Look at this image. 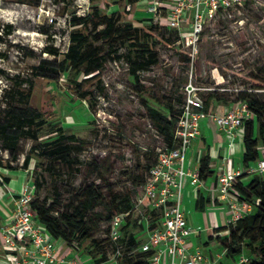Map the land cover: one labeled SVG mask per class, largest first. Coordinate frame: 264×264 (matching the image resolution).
I'll return each instance as SVG.
<instances>
[{
    "label": "rangeland",
    "instance_id": "1",
    "mask_svg": "<svg viewBox=\"0 0 264 264\" xmlns=\"http://www.w3.org/2000/svg\"><path fill=\"white\" fill-rule=\"evenodd\" d=\"M150 1L0 0V51L4 54L0 56V120L16 107L41 111L48 120L39 128L24 127L17 140L0 135V192L11 189L3 182L5 176L13 178L12 187L30 183L35 186L33 201L48 204L54 199L58 213L72 210L79 202L81 189L93 185L102 199L88 211L97 223L93 234L99 242V248L91 252L103 260L113 261L107 218L110 212L119 211H114L112 194L127 196L133 203L142 193L144 177L156 162L158 148L168 145L148 107L176 118L185 87L191 81L203 88L199 93L210 114L236 109L244 102L243 91L264 93V0H246L235 18L208 23L194 54L186 43L189 22L179 29H166L167 14L163 11L161 23L152 18L147 9ZM94 8L102 11L98 27L92 22L70 24L72 14L85 16ZM111 15L116 26L129 28L104 35L105 17ZM146 31L153 36L147 38ZM72 32L87 35L83 52L95 48L103 56L99 73L90 77L87 62H68L57 79L36 75L33 67L43 59L63 62L72 44ZM139 43L151 46L158 61L141 67L136 78L127 55L137 60ZM49 49H57L59 54ZM18 91L22 97L17 96ZM86 91L90 94L83 99ZM61 128L78 139L72 143L71 155L76 158L72 167L41 153L58 139ZM34 146L36 150L31 153ZM30 153L31 161L25 165ZM212 208L209 205L205 213L199 210L196 214L200 221L196 228L202 231L194 233L191 240L204 253L210 255L212 251L216 255L223 252L221 239L212 240L210 234L214 227L227 226L229 219L223 209ZM152 214L159 216L160 211ZM214 215L218 221L215 225L211 223ZM137 217L134 213L127 221L134 222ZM133 227L140 232L138 243L145 240L136 223L130 228L123 226L124 255L118 264H133L140 256L138 248L129 242ZM216 232L222 239L229 236L228 229ZM4 252L0 241V260ZM245 255L250 256L247 248ZM223 261L237 264L225 257L216 264Z\"/></svg>",
    "mask_w": 264,
    "mask_h": 264
},
{
    "label": "built area",
    "instance_id": "2",
    "mask_svg": "<svg viewBox=\"0 0 264 264\" xmlns=\"http://www.w3.org/2000/svg\"><path fill=\"white\" fill-rule=\"evenodd\" d=\"M246 0H174L169 9L166 29L181 28L189 22L190 32L186 43L196 53V44L208 23L219 22L222 18L233 19L240 13ZM152 18L159 21L163 14V0H151L147 7ZM161 23V21H159ZM203 89L189 82L185 87L184 100L177 115L172 143L158 148L156 162L150 166L144 177L142 193L133 200L132 207L115 214L110 225L113 242V256L119 260L123 255L121 241L125 221L134 213L148 220L149 209L160 211V219L152 227L148 222V240L139 250L149 252V264H216L226 257L227 249L216 255H208L199 247L190 245L191 236L201 233L200 228L189 225L183 209L184 191L188 178L195 185L202 186L199 170L186 168V152L193 140L201 134V123L210 118L223 131L230 143L237 137V130L244 120L253 117L246 102L224 114H210L205 110L204 100L199 91ZM225 167L218 173L219 200L227 202L231 209L228 226L247 215L253 206L240 198L235 190L237 178L243 173L264 174V158L254 162L245 171L234 169L231 158L225 160ZM35 186L26 183L14 193V208L11 219L0 226V241L7 251L8 259L0 264H61L56 253V238L42 224L32 208ZM259 201V200H258ZM148 208L141 209L142 205ZM249 261L241 255L237 264ZM68 264H80L68 260Z\"/></svg>",
    "mask_w": 264,
    "mask_h": 264
},
{
    "label": "trees",
    "instance_id": "3",
    "mask_svg": "<svg viewBox=\"0 0 264 264\" xmlns=\"http://www.w3.org/2000/svg\"><path fill=\"white\" fill-rule=\"evenodd\" d=\"M102 11L99 8H94L93 11L85 16L72 14L70 17L71 25L87 24L92 22L95 27L101 24L99 17ZM12 28V26H11ZM129 26H116L114 16L105 17V28L102 30L104 35L110 36L113 32L121 33L128 29ZM10 33V30H8ZM3 32L0 31V39H3ZM144 35L151 38L152 32L146 31ZM138 38V37H137ZM72 44L69 46L63 62L56 60L43 59L41 63L33 67L36 75L47 77L50 79H57L58 73L64 70L68 62L73 63H88L87 73H92L90 77L99 73L102 67L103 56L98 54L95 48L83 52V46L87 41V35L82 32H72L70 35ZM138 59L134 60L127 55V59L132 65L135 77L139 76L138 72L141 67L149 64L152 65L158 61V55L146 43H139ZM49 51L58 55L57 49H49ZM4 55L0 51V56ZM116 57H120L117 55ZM88 77V76H87ZM88 79V78H85ZM15 81L18 82V79ZM264 87V86H263ZM90 92L82 93L85 99ZM244 102L251 112L253 117L244 120L243 128V143L244 155L243 164L249 168L254 162L260 159L259 142L264 138V93L257 94L254 92L243 91L241 93ZM18 97H22V92H17ZM25 96V95H24ZM150 116L153 118L157 129L168 140V144L172 143L176 118L170 119L162 115L157 109L148 107ZM179 114V113H178ZM48 122L44 118L41 111L32 108H13L7 113L5 120H0V135L7 139L17 140L21 136V132L26 126H36L37 128L45 125ZM62 133L57 140L52 142V146L41 151L43 156L50 160L58 159L61 163L72 167L76 163V158L71 155L73 142L78 139L74 135H66L63 128ZM36 150V146L31 148V153ZM11 155L16 157L14 150H10ZM31 153L28 154L24 160V164L28 165L31 161ZM15 169V168H12ZM213 170L211 169L210 155H206L201 159L199 169L200 179L205 180ZM249 175L245 172L237 178L235 190L239 193L241 199L246 200L252 204L253 209L244 217L237 220L236 224L230 226H223L216 230L228 229L229 236L221 239L222 245L227 249L226 256L237 259L241 255H245V250L249 251V261L244 264H264V178L262 175L253 174L248 181L244 178ZM10 181V177L5 176L4 181ZM102 194L94 188L93 185L85 186L79 192V202L70 211H61L56 213L54 199L52 202H37L32 201V208L37 213L39 221L46 226L48 231L56 238L65 241L69 246L74 248H81L89 246L92 249L99 248V242L94 237L93 231L97 225L93 218L89 216L88 211L92 209L100 200ZM111 200L113 202L114 211H125L132 207V201L127 196H119L112 194ZM259 200V201H258ZM207 199L201 194L197 199V207L203 209L206 205ZM115 212L108 214L109 226L113 222ZM129 225V221L125 224ZM124 238V237H123ZM112 242V248L113 247ZM132 246L137 248L135 241ZM112 249V250H113ZM139 250V248H138ZM140 251V256L135 259L133 264H149V252ZM92 253V252H91ZM123 257V256H122ZM121 257V258H122Z\"/></svg>",
    "mask_w": 264,
    "mask_h": 264
},
{
    "label": "crops",
    "instance_id": "4",
    "mask_svg": "<svg viewBox=\"0 0 264 264\" xmlns=\"http://www.w3.org/2000/svg\"><path fill=\"white\" fill-rule=\"evenodd\" d=\"M173 1L174 0H163V10L164 13L167 14V17ZM167 17H166V22L168 20ZM243 135H244V128L243 126H241L237 130L236 139L234 140L233 143H230L229 140L224 135L223 131L218 127V125L212 119L207 118L202 121L201 134L193 140L191 146L188 148L186 152L185 165L187 169L199 170L202 157L206 155H210L211 169L213 170V173H211L205 180H202V186L193 184L190 178H188L187 180L184 191V202L186 203L183 205V209L186 213L189 225H191L193 228L200 226V221L199 222L197 221L198 215H196L198 211L203 210L205 213L207 209H209V205L213 208L223 209L228 219H231L232 211L229 207V204L227 202H222L219 200V191H218L219 185H218L217 177L219 171L226 166L225 160L227 158L232 159L234 169H241L244 171L246 170V167L243 164V155L245 150L243 143ZM259 150H260V159H262L264 158V138L260 139ZM259 175H262V177L264 178V174H259ZM252 176L253 174L249 173V175H247L244 178V180L248 181ZM3 182L9 185L11 189L8 192L6 191L4 194L0 192V207L2 209L0 210L1 225L8 222L11 219L14 208L13 195L16 192H19L23 187L22 184L21 185L17 184L15 187L14 186L12 187L11 185L13 183V178L11 177H10V181L3 180ZM201 194L207 199L206 205L203 209H199L197 207V199ZM145 205L146 207H148L149 204H145ZM153 212L154 210L150 208L148 212V217H149L148 220L141 216V217H137L136 221L129 222L128 225L129 228L132 227L135 223L139 228H141L142 231L141 233L144 234V238H145V240L142 243L148 240V236H149L148 222H153V224H155L160 219V216H153L152 214ZM127 222L128 221L126 220L123 226H125ZM211 223L214 225L215 223L216 224L218 223L216 219V215H214V218L211 220ZM154 226H156V224L153 225L152 227ZM210 226L213 225H209V227ZM216 229L217 228L214 227V229H212L214 233L210 234L212 240L213 239L219 240L220 238L222 239L221 235H218L219 233L217 234L216 232L219 230ZM139 235L140 232H136V230L133 227V231L129 236V242L132 244V242L135 241L137 248H139L140 245L142 244V243L141 244L138 243ZM55 243H56V248H57L56 253L58 258L64 259V262L61 264H68V260H72V259L78 260L80 264H108V262H112L113 264L119 263V260H115L113 258H112L113 261H111L109 259L103 260L102 259L103 257L99 258L98 256H92L91 248L89 246L74 248L69 246L65 241L61 239H56ZM210 243L211 241L206 242V244H210ZM219 243L222 245V242L220 240ZM190 245L193 247H199V246H195V244L191 239H190ZM221 247L222 249H224L223 245ZM7 255H8L7 251L4 252V256L1 258L0 262H5L8 259ZM210 255H214L212 251ZM225 258L234 262H238L239 257H237V259H233L231 257L226 256ZM223 264L226 263L224 262Z\"/></svg>",
    "mask_w": 264,
    "mask_h": 264
}]
</instances>
